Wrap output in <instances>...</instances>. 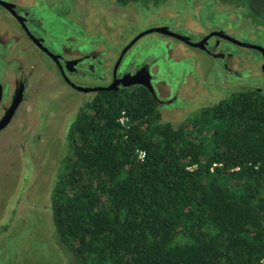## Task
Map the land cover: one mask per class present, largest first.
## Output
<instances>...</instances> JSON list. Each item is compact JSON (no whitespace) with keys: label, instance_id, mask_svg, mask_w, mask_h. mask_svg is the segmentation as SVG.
<instances>
[{"label":"trees","instance_id":"16d2710c","mask_svg":"<svg viewBox=\"0 0 264 264\" xmlns=\"http://www.w3.org/2000/svg\"><path fill=\"white\" fill-rule=\"evenodd\" d=\"M235 1L263 22L264 0ZM154 106L140 86L100 90L67 124L55 240L72 264H264V93L231 90L178 125Z\"/></svg>","mask_w":264,"mask_h":264},{"label":"rangeland","instance_id":"374dc122","mask_svg":"<svg viewBox=\"0 0 264 264\" xmlns=\"http://www.w3.org/2000/svg\"><path fill=\"white\" fill-rule=\"evenodd\" d=\"M13 1L21 13L29 11L33 15L35 11L43 29L41 39L61 55L86 53L91 61L103 64L101 79L88 77L87 71H81L83 77L79 82L88 85H100L108 80L112 59L121 43L152 24H169L180 32L189 31L191 25H199L198 32L203 33L210 31V18L211 24L229 18L231 24L226 22L222 25L224 29L233 31L235 38L246 45L251 42L254 46L243 48L223 41L221 46L230 52L224 63L234 59L228 64L231 73L217 56L198 47L170 41L158 33H149L136 42L144 53L151 54L143 53L141 58L136 54V61L151 60L156 56L160 60L157 90L161 97L171 92L175 98L154 107L160 118L172 125L185 124L201 108L214 104L236 88L258 87L264 93V73L261 72L259 55L263 53L257 47H264V20L249 24L243 17V8L235 0L211 1L210 5H224L226 9L205 17L201 16L204 12L200 9L201 3L195 0H160L158 4L147 5L135 2L126 7H120L115 0ZM209 9L212 10V6ZM1 32H4L3 39L21 36V43L14 44L13 49L25 43V53L18 57L20 62L23 61L26 89L11 123L0 135V212L6 214V205L15 199L14 187L16 190L20 185L23 186L22 198L27 204L9 203L7 218L12 222L0 236V264H72L65 249L56 240V244L50 240L47 229L50 213L47 216L44 206L57 168L64 119L74 113L79 101L93 93L78 92L66 85L55 74L53 62L32 44L28 53L30 42L20 31L19 34L14 19L4 9L0 10ZM14 54L12 51L11 55ZM178 56L181 59H177ZM25 122L31 126L32 133H40L41 138L34 146L29 141L19 152L20 141L17 143L7 134L9 132L11 136L19 132V138L24 136ZM6 152L12 157H5ZM24 163L30 169L28 174L22 173Z\"/></svg>","mask_w":264,"mask_h":264},{"label":"flooded vegetation","instance_id":"af4514ba","mask_svg":"<svg viewBox=\"0 0 264 264\" xmlns=\"http://www.w3.org/2000/svg\"><path fill=\"white\" fill-rule=\"evenodd\" d=\"M0 1L4 2V3H0V10L4 9L7 13L11 15V17L14 19V23L18 32L20 31L21 33H23L24 37L30 42L28 43L29 44V48L27 49L28 53L32 44L33 48L36 47L37 48L36 50H38L40 53L46 56V58L48 57L53 62L55 66V68H53L55 74L56 75L58 74L66 85L68 84L71 88H73L78 92H82V91L84 93L91 92L93 93V95L100 90H113V89L140 86L141 88H143L144 90L146 89L150 93L156 105H158V103H163V102L168 103L170 102L171 99L175 98L174 95H171V92L169 93V95L161 97L162 96L161 92L157 90V83H160V81H157V74L159 73L158 72L159 69H157V66L160 65V60L157 58V56L154 57V59L152 58L151 60H144L142 62L141 60L139 61L138 59H137L138 61H136V58H134L136 54H137V58H141L142 57L141 55H143L144 53L141 47L135 45L136 42L149 33H158L159 35H164L170 41H175L193 47H198L211 56L214 57L217 56L219 60L222 62V65L228 67L229 73H231V70H229L228 64H230L234 59L230 60L228 64L224 63L225 59L227 60L230 57L229 56L230 52L228 49L224 50V48L221 46L223 41H225V43L232 45L234 44L243 48H249V47L254 48L251 42L249 43V45H246L245 43L241 42L239 39L235 38L234 34H232L233 31L227 32L226 29H224L222 25H225L226 22L231 24V21L230 22L228 21L229 18L228 20L227 18L222 21L219 20L218 24L216 22L214 24H211V18H210L209 23L211 27L208 28L210 29V31L208 32L205 31L203 33L198 32L201 29L199 25H191L189 31L186 30V32H180L172 28L169 24L166 25V24L155 23L146 27L145 30L133 34L128 39H126L124 43H121L122 46L120 47V50L118 49L119 51H117L116 53L114 52L115 55L110 65V74L108 80L102 82V84L100 85L82 84L81 82H79V78L81 79L83 77V74L81 73L82 70L87 71L88 77H92L94 79H101L103 77V72H102L103 64H100L96 60L91 61L89 59V56L85 52H80L85 54H79L74 56L61 55L59 52L54 50L53 47H51L48 43H44L43 40L41 39L40 33L43 31V29L40 27L41 26L39 20L40 17H37L34 10H33V15L30 14L29 11L21 13L18 10V7L16 6L13 0H0ZM28 1L32 2V0H28ZM33 1L35 3L36 0ZM101 4H104V2ZM209 8H210V3L206 5V8H204L203 15H201L202 17H205V15L210 16L212 13H219L223 9H226L224 5L222 7L221 6L219 7L218 5H214L212 6V10H210ZM200 9L202 10V7ZM243 17L246 16L243 14ZM246 20H248L249 24L251 23V21H249L247 17ZM160 27H163L164 30L161 29ZM231 27L233 28L234 24ZM3 33L4 32L0 33V135L11 123L14 117L13 115L17 112L19 104L24 99V92L26 89V76L24 74L25 69L21 66L23 61L20 62L18 57L22 53L24 55L26 50V47L25 50H23L25 43L24 46H19L18 48L13 49L14 44L21 43L20 42L21 36L13 35L12 38L3 39L2 38ZM193 43H197V44H193ZM261 47L264 49L263 46ZM12 51L15 53L14 55H11ZM145 54L151 55L150 52H145L144 55ZM259 55H260V62L262 60V63L260 65L261 72L264 73V69L262 68V65L264 66L263 55L261 53ZM88 59L89 61H87ZM177 59H181V57L178 56ZM23 64H27V62L26 63L24 62ZM20 69L21 70L23 69L22 71L23 73L20 71ZM166 69L167 71H171L167 67ZM253 89L259 90L261 92V90L258 87ZM93 95H91L87 99H83L79 101L76 105L78 106V108L74 110V113L73 114L71 113L68 117L64 119L65 122L62 128V137L60 139L61 147L58 154V160L65 150L64 134L67 124L74 117V115L77 113L79 108L83 106L86 103V101H89L93 97ZM158 96H160L161 99ZM5 115L7 116L4 117ZM23 125H25L24 136L19 138L18 137L19 132H15L11 136L9 135L10 134L9 132L7 134L8 138L12 137L14 141H17V143L18 140L20 141L21 148L19 149V152L20 150L23 149L24 147L23 145H25V147L27 146L29 141L34 146L41 138L40 133L38 134H36V132L32 133L31 126L29 125L28 122H25ZM4 154L5 157H12L7 152ZM29 170L30 169L28 165L24 163L22 173L28 174ZM14 191H15V199L13 201H10L9 203L13 202L14 204L16 203L27 204V201L22 198L23 186L20 185L16 190L14 187ZM9 203L6 205V214L3 215L2 212H0V221L2 219H5L3 222H0V236L3 235L8 230L12 222V220H9V218H7V212L10 210ZM32 205H34V203H32ZM48 205H49V200H47L44 206V210L47 216L49 213ZM47 229L50 240L56 244L54 233L52 231L53 226H52L51 218H49V224Z\"/></svg>","mask_w":264,"mask_h":264},{"label":"water","instance_id":"95a60500","mask_svg":"<svg viewBox=\"0 0 264 264\" xmlns=\"http://www.w3.org/2000/svg\"><path fill=\"white\" fill-rule=\"evenodd\" d=\"M0 3H4V2H1L0 1ZM161 29H163V27H160ZM164 30V29H163ZM193 44H197V43H193ZM261 51H262V55H263V64H264V49L262 48V47H260V46H257ZM262 68L264 69V66L262 65ZM9 111H10V109H9ZM8 115V114H7ZM7 115H5L4 117H6Z\"/></svg>","mask_w":264,"mask_h":264},{"label":"built area","instance_id":"2783aa9c","mask_svg":"<svg viewBox=\"0 0 264 264\" xmlns=\"http://www.w3.org/2000/svg\"><path fill=\"white\" fill-rule=\"evenodd\" d=\"M124 119H125V117H124V116H120V117H119V121H120V122H123V121H124ZM262 259L264 260V258H262Z\"/></svg>","mask_w":264,"mask_h":264}]
</instances>
